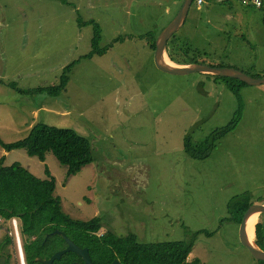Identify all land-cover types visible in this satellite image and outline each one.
Segmentation results:
<instances>
[{
    "label": "rangeland",
    "instance_id": "374dc122",
    "mask_svg": "<svg viewBox=\"0 0 264 264\" xmlns=\"http://www.w3.org/2000/svg\"><path fill=\"white\" fill-rule=\"evenodd\" d=\"M64 3L0 0V140H23L39 123L72 129L90 142L93 163L67 177L52 152L42 162L0 146V159L40 179L48 167L63 214L79 222L99 218L98 236L194 240L188 262L257 264L240 243V224L227 219L229 204L245 194L253 205L264 204V85L241 86L237 97L219 76H174L156 68L145 37L158 39L183 3ZM78 20L99 25L102 50L123 41L101 57L81 59L92 51L94 29L79 27ZM175 37L169 46L176 41L187 52L178 57L183 62L264 77V8L241 0H209L202 7L194 2ZM77 61L56 98L15 90L52 86ZM240 108L238 126L207 159L186 154L187 138L206 141ZM255 221L264 239V215Z\"/></svg>",
    "mask_w": 264,
    "mask_h": 264
},
{
    "label": "trees",
    "instance_id": "16d2710c",
    "mask_svg": "<svg viewBox=\"0 0 264 264\" xmlns=\"http://www.w3.org/2000/svg\"><path fill=\"white\" fill-rule=\"evenodd\" d=\"M174 1L184 2V0ZM61 2L64 3V0ZM77 23L79 27L92 26L94 29L92 51L81 59L91 60L97 56L101 57L114 44L123 41V39H117L108 49L102 50L100 48L102 32L99 25L93 21L83 23L78 20ZM175 38L174 36L173 39ZM145 39L148 41L149 48L155 52L157 39L152 35L146 36ZM168 53L174 64H191L185 60L183 62V59H178V57H186L187 52L180 49L176 41L172 42L171 46L168 44ZM77 63L78 61L73 62L63 68L58 82L52 86L27 90L16 88L15 90L24 94L47 93L49 97L56 98L66 90L69 74ZM223 79L235 96L239 97L240 87L246 86V84L235 79ZM241 115L240 108L226 127L215 130L210 138L202 143L194 144L190 138H187L184 143L186 154L195 160L207 159L215 149L217 142L235 130L241 121ZM0 146L7 152L25 150L29 156L37 157L42 162H45L46 155L52 152L58 163L66 167L67 177L76 175L84 166L90 165L94 160L91 144L88 140L72 129L57 128L43 123L35 125L23 140L13 143H4L0 140ZM45 173L47 178L40 179L19 163L7 166L5 165V158L0 159V217L5 220L18 219L20 221L21 234L29 264L34 262L36 257L34 249L28 245L32 240L37 239L39 245L43 243L49 249H61L65 246L62 238L57 235L46 239V234L55 231L62 232L68 240L77 246L89 248L94 264H105L116 258L121 264H199L198 260L188 262L189 255L193 251L194 240L189 242L140 243L135 234L118 237L109 232L103 236H98L103 228L99 218L89 222H79L63 214L59 199L54 197L55 179L51 176L48 167H46ZM251 205L253 204L248 194L233 200L228 207L229 219L227 221L241 224ZM205 234L209 237L212 236V234ZM255 235L256 244L260 246L261 241H263L261 224L256 225ZM76 260L78 261V258L74 253H65L60 260L54 261L53 264L59 262L72 264ZM259 263L264 264L263 262Z\"/></svg>",
    "mask_w": 264,
    "mask_h": 264
},
{
    "label": "water",
    "instance_id": "95a60500",
    "mask_svg": "<svg viewBox=\"0 0 264 264\" xmlns=\"http://www.w3.org/2000/svg\"><path fill=\"white\" fill-rule=\"evenodd\" d=\"M194 2L195 0H184L183 4H181V7L179 9L180 11L176 18L166 29L163 30V32L156 40V48L154 52V64L156 68L163 73L174 76H184L193 73H201L206 75H213L223 78L239 80L248 86L264 85V77L253 78L247 75L246 73L233 68H216L199 64H188L181 66L178 64L167 65V60L171 61L168 53V44L173 39V37L180 31V29L184 27ZM262 215H264V204L251 205L248 208L240 224L239 239L242 246L249 251V254L253 257L254 260L264 263V251L256 245L255 241H251L248 238L247 234L248 221L253 217H261ZM52 235H58L59 237H61L66 246L62 250H59L54 253L49 260L43 261L45 264H52L53 261L59 260L61 256L65 253H74L82 259L83 264H93L89 256L88 249L78 247L74 242L68 240L62 232L56 231ZM112 264L120 263L116 260Z\"/></svg>",
    "mask_w": 264,
    "mask_h": 264
},
{
    "label": "flooded vegetation",
    "instance_id": "af4514ba",
    "mask_svg": "<svg viewBox=\"0 0 264 264\" xmlns=\"http://www.w3.org/2000/svg\"><path fill=\"white\" fill-rule=\"evenodd\" d=\"M57 232H59V231H57ZM262 232H263V229H262ZM53 233L54 232H51L50 234H46L45 235L46 239H48L50 236H53L52 235ZM9 240L10 239L7 240L6 238L0 239V264H29L24 242L19 246L18 244H16L12 240H10V241ZM256 240L257 239H256V235H255V243H256ZM28 245H30L34 249L35 254H36L35 260L31 264H45L43 261L49 260L54 253H56L59 250H62L66 246L65 245L64 247H61V249H56V248L49 249L43 243H42V245H39L37 239L32 240L31 242H29ZM257 246L261 250L264 251V239H263V241H261V245L260 246L257 245ZM80 248H82V247H80ZM86 249L89 250V256H90V259L92 260L91 250L89 248H86ZM77 258H78V261L77 260L73 261L72 264H74V263L83 264L82 259L78 256H77ZM116 260L120 263V261L116 258L112 262H106L105 261L106 262L105 264H112ZM55 261H58V260H55ZM92 262H93V260H92ZM255 262H257V264H260L259 261L255 260ZM53 263H54V261H53ZM58 264H61V263L59 262ZM93 264H94V262H93Z\"/></svg>",
    "mask_w": 264,
    "mask_h": 264
},
{
    "label": "built area",
    "instance_id": "2783aa9c",
    "mask_svg": "<svg viewBox=\"0 0 264 264\" xmlns=\"http://www.w3.org/2000/svg\"><path fill=\"white\" fill-rule=\"evenodd\" d=\"M195 1L199 7L205 3V0ZM243 1L245 2L246 0ZM253 5L256 8H260L261 3L259 1H254ZM0 236H3L2 238L10 239L20 246L23 243L20 221L18 219L5 220L0 217Z\"/></svg>",
    "mask_w": 264,
    "mask_h": 264
},
{
    "label": "bare ground",
    "instance_id": "6f19581e",
    "mask_svg": "<svg viewBox=\"0 0 264 264\" xmlns=\"http://www.w3.org/2000/svg\"><path fill=\"white\" fill-rule=\"evenodd\" d=\"M167 65H175L174 63H172L171 61L167 60ZM256 218L257 217H253L248 221V225H247V234H248V238L252 241V237L251 235H253L254 232V228H255V224H256Z\"/></svg>",
    "mask_w": 264,
    "mask_h": 264
},
{
    "label": "crops",
    "instance_id": "0c3cea01",
    "mask_svg": "<svg viewBox=\"0 0 264 264\" xmlns=\"http://www.w3.org/2000/svg\"><path fill=\"white\" fill-rule=\"evenodd\" d=\"M206 1L207 0H205V3H206ZM209 1V0H208ZM212 1V0H211ZM216 2H219L220 4H228V3H230V1H234V0H215ZM236 1H238V0H236ZM241 1H243V0H241ZM254 1H259L260 3H261V6H260V8H256V7H254V5H253V2ZM228 2V3H227ZM245 2H248V3H251V6H252V8H254V9H258V10H260V9H262V8H264V0H246ZM177 3V2H176ZM204 3V4H205ZM203 4V5H204ZM202 5V6H203ZM202 6H200V7H202ZM179 65V64H178ZM181 66V65H180ZM37 114V112H35V115Z\"/></svg>",
    "mask_w": 264,
    "mask_h": 264
}]
</instances>
